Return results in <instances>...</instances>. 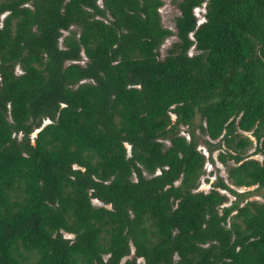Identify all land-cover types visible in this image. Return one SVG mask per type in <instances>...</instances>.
I'll use <instances>...</instances> for the list:
<instances>
[{
	"label": "trees",
	"instance_id": "1",
	"mask_svg": "<svg viewBox=\"0 0 264 264\" xmlns=\"http://www.w3.org/2000/svg\"><path fill=\"white\" fill-rule=\"evenodd\" d=\"M162 3L0 0V264H264V0Z\"/></svg>",
	"mask_w": 264,
	"mask_h": 264
},
{
	"label": "rangeland",
	"instance_id": "2",
	"mask_svg": "<svg viewBox=\"0 0 264 264\" xmlns=\"http://www.w3.org/2000/svg\"><path fill=\"white\" fill-rule=\"evenodd\" d=\"M176 0H163L162 5L159 7L158 11L160 14V20H161V24L170 29L171 31L174 32V18L175 16L178 14V9L175 6V2ZM98 2H100V0H98ZM203 13H204V5H201L200 7H197L194 9V15L196 16L197 19V23H200L203 20ZM65 33V32H63ZM176 40V36L175 35H170L168 37H166L163 42L161 43V45L158 48V53H159V58H161L164 54L166 49L169 47L170 43ZM59 45L61 46V42L59 39ZM195 50L191 47L188 50V54H192L194 53ZM85 60L84 57H82V59L80 60V63H83ZM171 119H174V116L172 114H170ZM194 125H196L197 123H199V119L198 116L194 117ZM48 120L44 119L42 121V124L47 123ZM179 133L187 136V132L186 126L183 125H179ZM240 134L242 136H246L250 141L251 144L244 150L243 155L247 158H253L256 159L258 161H261L262 156L254 151V148L256 145H258L253 137V134L251 131H239ZM35 133V131L32 133V135ZM194 134L197 140V149H199V151L204 155L205 157V161L203 164V173L201 174L199 181H198V186H197V190H201V191H208L211 187V183H213L216 179V177H222L224 182L226 184H228L229 187H231L232 189L238 191V192H246L249 191L250 193L248 195L245 196L244 200H256V201H262L263 200V188H258L256 189V185H252L249 187H235L232 186L228 183V180L226 179V166L232 164L231 160H227L225 164L220 163L217 159H216V155L219 151V149H214L211 152V155L208 156L207 153V145L204 143V140H206V136L202 135L198 128L194 127ZM213 143H215L216 141H211ZM224 147L221 146L220 150L223 149ZM220 193L225 194L227 196V201L223 204V205H229V203L232 201L233 196L231 194H228L226 191L221 190V189H217ZM92 203L95 205H101L100 202L96 201V200H92ZM63 236L65 237H71L70 234L64 233L62 232ZM132 255V253L128 256L130 257ZM136 262L138 264H143V261L141 258H137Z\"/></svg>",
	"mask_w": 264,
	"mask_h": 264
}]
</instances>
